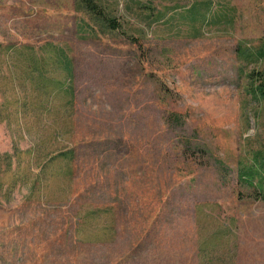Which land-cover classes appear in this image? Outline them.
Returning <instances> with one entry per match:
<instances>
[{
    "label": "rangeland",
    "instance_id": "1",
    "mask_svg": "<svg viewBox=\"0 0 264 264\" xmlns=\"http://www.w3.org/2000/svg\"><path fill=\"white\" fill-rule=\"evenodd\" d=\"M145 1L153 16L123 11L124 28L141 29L129 38L82 36L91 24L73 0H0V47L53 43L77 62L75 139L93 138L97 154L108 147L105 167L95 166L114 184L127 175L123 198L94 202L138 204L140 236L152 237L132 258L128 235L82 256L70 239L79 203L27 199L6 182L0 264H264V200L254 192L264 186L241 177L264 161V99L248 80L264 64L237 54L264 42V0ZM14 137L0 119V179Z\"/></svg>",
    "mask_w": 264,
    "mask_h": 264
},
{
    "label": "trees",
    "instance_id": "2",
    "mask_svg": "<svg viewBox=\"0 0 264 264\" xmlns=\"http://www.w3.org/2000/svg\"><path fill=\"white\" fill-rule=\"evenodd\" d=\"M73 1L75 8L92 25L83 23L79 27V33L87 37L95 34V30L129 38L141 34L139 28H124L122 15L126 7L129 12L135 9L143 15L149 11L153 16L150 12L153 10L151 1L143 4L145 0H114L113 5L103 0ZM160 17L156 14L153 18L157 21ZM237 54L243 60L255 59L257 64H264V42L253 54L245 55L242 51ZM77 70V62L68 51L53 43H45L41 47H0V94L3 99L0 119L14 126L19 135V138L14 137L11 141V153L2 156L5 168L0 184L7 182L12 192L15 189L25 190L26 198L31 200L59 198L66 204L72 200L79 203L70 239L81 248L80 255L90 257L100 251L107 254L121 235H128L126 252L128 258H132L141 252L144 245L151 246L149 238L152 237L150 234L145 239L140 236V224L137 222L141 218L133 219L141 212L138 204L131 211L123 201L94 202L98 198L109 199L112 192L116 199L123 198L127 175L119 173L116 179L121 183L114 184L108 172L101 171L105 167L102 160L108 161V147L100 148L97 154L93 138L85 141L75 139L79 127L76 119ZM248 80L252 95L256 99H264V68L251 71ZM23 139L25 148L21 147ZM101 140L106 141L104 138ZM259 157V167L255 171L247 169L241 173V177L252 182L256 175L264 186V161ZM96 164L103 167L98 170ZM7 173L10 178L6 177ZM140 179L137 181L134 178L138 187L141 185ZM254 192L264 200V187L256 188Z\"/></svg>",
    "mask_w": 264,
    "mask_h": 264
}]
</instances>
